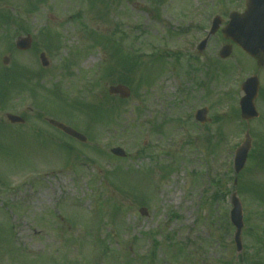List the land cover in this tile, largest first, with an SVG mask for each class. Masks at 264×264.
<instances>
[{"label": "rangeland", "instance_id": "374dc122", "mask_svg": "<svg viewBox=\"0 0 264 264\" xmlns=\"http://www.w3.org/2000/svg\"><path fill=\"white\" fill-rule=\"evenodd\" d=\"M244 5L0 0V264H264V69L235 45L229 59L219 55L230 44L221 30ZM216 16L224 24L200 53L196 45ZM27 34L33 48L20 53L15 43ZM117 44L140 57V69L124 68ZM164 53L184 55L178 63ZM27 74L35 82L19 84ZM256 74L260 118L249 125L253 156L237 187L242 254L226 196L248 128L241 86ZM120 77L132 91L128 100L109 96ZM204 106L211 122L199 125L194 115ZM7 113L25 125L9 124ZM48 119L76 129L87 143ZM115 147L127 158H115ZM114 169L118 175L109 176Z\"/></svg>", "mask_w": 264, "mask_h": 264}, {"label": "water", "instance_id": "95a60500", "mask_svg": "<svg viewBox=\"0 0 264 264\" xmlns=\"http://www.w3.org/2000/svg\"><path fill=\"white\" fill-rule=\"evenodd\" d=\"M220 21L217 24L218 29ZM224 35L227 39H231L243 50H245L250 56L258 61L260 67L264 66V0H248L247 11L244 15L232 14L231 23L224 30ZM32 46V38H22L18 41L17 47L20 50H28ZM232 47H226L221 53L223 58H227L231 54ZM41 60L45 67L48 66V61L45 54L41 55ZM5 63H9V59H5ZM243 90L246 96L241 100L242 115L245 120H251L257 118L259 115L255 107V100L259 93V79L253 77L249 79L244 85ZM110 94H119L123 99L130 96L131 92L124 86L111 87ZM8 118L13 123L23 122L21 118L8 115ZM51 124L62 129L64 132L72 137H75L83 142H86V137L76 132L75 130L66 127L56 121H51ZM251 149V138L249 134L246 136V142L238 149L235 159V170L239 174L245 167L248 154ZM115 155L124 157L125 153L121 149H114L112 151ZM237 184V182H236ZM233 210L231 213V219L235 227L237 228L236 242L238 250H242V230L244 227L243 222V208L240 200L237 197V193L232 196ZM141 213L147 215V210L142 209Z\"/></svg>", "mask_w": 264, "mask_h": 264}, {"label": "bare ground", "instance_id": "6f19581e", "mask_svg": "<svg viewBox=\"0 0 264 264\" xmlns=\"http://www.w3.org/2000/svg\"><path fill=\"white\" fill-rule=\"evenodd\" d=\"M91 60H93V59L91 58L86 64H88L89 62H91Z\"/></svg>", "mask_w": 264, "mask_h": 264}, {"label": "trees", "instance_id": "16d2710c", "mask_svg": "<svg viewBox=\"0 0 264 264\" xmlns=\"http://www.w3.org/2000/svg\"><path fill=\"white\" fill-rule=\"evenodd\" d=\"M14 19V18H13Z\"/></svg>", "mask_w": 264, "mask_h": 264}]
</instances>
